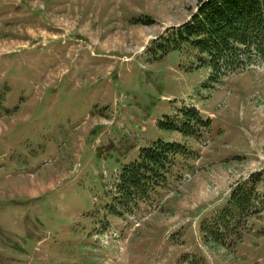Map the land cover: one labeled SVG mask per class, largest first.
I'll return each instance as SVG.
<instances>
[{"label": "rangeland", "instance_id": "1", "mask_svg": "<svg viewBox=\"0 0 264 264\" xmlns=\"http://www.w3.org/2000/svg\"><path fill=\"white\" fill-rule=\"evenodd\" d=\"M204 1L0 0V264H264V211L229 250L199 228L253 173L264 202V62L210 78L177 34ZM190 104L199 134L158 125ZM158 139L195 151L166 181L204 171L166 206L158 187L120 204L123 165Z\"/></svg>", "mask_w": 264, "mask_h": 264}, {"label": "trees", "instance_id": "2", "mask_svg": "<svg viewBox=\"0 0 264 264\" xmlns=\"http://www.w3.org/2000/svg\"><path fill=\"white\" fill-rule=\"evenodd\" d=\"M177 34L207 56L212 68L210 78L218 81L245 64L264 61V0H205L192 18L181 25ZM181 112L182 124L166 116L159 121V126L190 135L196 133L198 125L210 121H204L195 107H184ZM188 152L182 143L162 139L141 147L138 158L122 168L118 183L120 202L126 204L147 197L164 181L173 156ZM260 180L261 173L258 172L238 182L225 206L210 221H203L201 228L207 241L226 246L230 235H234L235 240L241 238L239 232L248 216L264 208L257 191ZM258 204L262 207L259 208Z\"/></svg>", "mask_w": 264, "mask_h": 264}, {"label": "crops", "instance_id": "3", "mask_svg": "<svg viewBox=\"0 0 264 264\" xmlns=\"http://www.w3.org/2000/svg\"><path fill=\"white\" fill-rule=\"evenodd\" d=\"M13 121V120H12ZM11 121V122H12ZM10 122V123H11ZM5 124V126H6V124L8 123V122H6V121H4V119H3V116H2V114H0V124ZM7 127V129H9V125L8 126H6ZM2 132V129L0 128V133ZM20 176L21 175H34V173H29V172H27V173H20L19 174ZM16 176V175H15ZM15 176H12V175H8L7 177H9V178H6L7 180L8 179H13V177H15ZM0 183H1V179H0ZM189 184H185L182 188H181V190L183 189V188H186L187 186H188ZM175 198H176V195H175Z\"/></svg>", "mask_w": 264, "mask_h": 264}]
</instances>
